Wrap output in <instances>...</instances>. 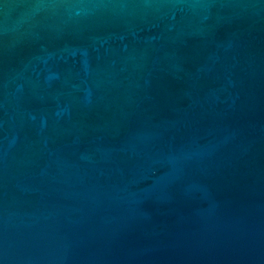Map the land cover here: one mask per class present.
<instances>
[{
    "label": "water",
    "instance_id": "water-1",
    "mask_svg": "<svg viewBox=\"0 0 264 264\" xmlns=\"http://www.w3.org/2000/svg\"><path fill=\"white\" fill-rule=\"evenodd\" d=\"M0 264H264V0H0Z\"/></svg>",
    "mask_w": 264,
    "mask_h": 264
}]
</instances>
